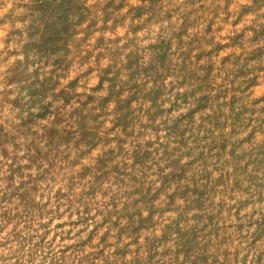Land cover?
<instances>
[{
	"label": "rangeland",
	"instance_id": "rangeland-1",
	"mask_svg": "<svg viewBox=\"0 0 264 264\" xmlns=\"http://www.w3.org/2000/svg\"><path fill=\"white\" fill-rule=\"evenodd\" d=\"M0 264H264V0H0Z\"/></svg>",
	"mask_w": 264,
	"mask_h": 264
}]
</instances>
